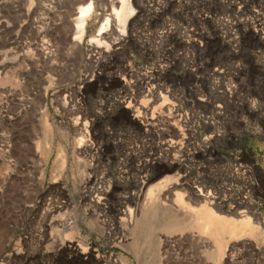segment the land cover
Returning <instances> with one entry per match:
<instances>
[{
    "label": "rangeland",
    "instance_id": "374dc122",
    "mask_svg": "<svg viewBox=\"0 0 264 264\" xmlns=\"http://www.w3.org/2000/svg\"><path fill=\"white\" fill-rule=\"evenodd\" d=\"M82 1L0 0V264H142L123 240L168 175L191 212L236 174L264 205V0H130L125 31L117 0H88L80 43ZM157 236L160 264H207L197 232ZM242 240L220 264H264Z\"/></svg>",
    "mask_w": 264,
    "mask_h": 264
},
{
    "label": "bare ground",
    "instance_id": "6f19581e",
    "mask_svg": "<svg viewBox=\"0 0 264 264\" xmlns=\"http://www.w3.org/2000/svg\"><path fill=\"white\" fill-rule=\"evenodd\" d=\"M80 3L78 12L75 13L77 17L74 22L76 24L75 40L81 43L86 37L88 20L95 11V3L88 0H83ZM117 5H113V15L120 29L125 31L135 9L130 0H117ZM109 24L110 18H107L106 23L101 27V33ZM91 43L99 46L105 44L99 36L93 37ZM132 119L142 126L145 125V119H142L141 115L139 116L138 111L134 112ZM186 123L189 124L188 120L183 121L182 117L180 120H175L173 124L183 138L187 135L188 130L196 129L195 125L194 127L189 125V129L186 128ZM80 129L82 132L87 130V123L83 124ZM45 140V157L48 158L53 143L52 131L49 126L45 130ZM81 140H78V145H81ZM79 165L82 167L81 161H79ZM63 169L64 159L60 158L57 170L62 172ZM237 176L238 174L235 175V180H232L231 184L223 187L224 198L218 195L213 188L208 190L205 186L195 185L193 192L199 199H197L198 202L193 208V212L184 206V196L176 188L178 182L175 175H168L152 184L146 191L140 218L136 221L132 220L131 224H128L131 227L132 238L123 240L125 247L138 256L142 264H160L158 232L170 236L193 230L199 234L202 242L206 239L204 242L209 245L204 251L206 263L220 264L235 242L248 239L254 240L258 244H264V227L256 224L250 217L262 218L264 205L261 199L254 196L258 185L253 183L240 189ZM209 203L219 210L231 206L235 216L219 213V210L211 207ZM81 249L84 250V248Z\"/></svg>",
    "mask_w": 264,
    "mask_h": 264
}]
</instances>
